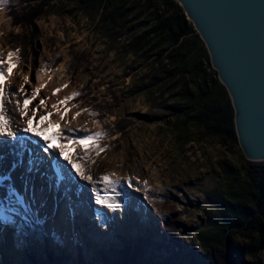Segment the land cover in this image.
<instances>
[{
    "label": "rangeland",
    "instance_id": "obj_1",
    "mask_svg": "<svg viewBox=\"0 0 264 264\" xmlns=\"http://www.w3.org/2000/svg\"><path fill=\"white\" fill-rule=\"evenodd\" d=\"M12 1L0 7V57L6 60L8 52L17 49L20 57L7 81L11 83L9 89L20 87L13 82L26 73L31 79L33 72L36 82L35 75L41 66L47 69L42 75L56 79V72L63 66L60 80L61 85L67 84V87L58 94L60 100L74 91L79 92L80 95L67 106L74 114L87 108L98 115L82 112L73 123L71 117L61 121L56 114L54 120L60 121V128L65 130L87 128L92 133H107L99 141L101 146H107L106 151L99 156L92 153L94 164L88 160L81 163L94 179L110 173L123 178L117 186L120 193L117 197L124 204L108 214L97 211L104 216V227L96 219L97 212L88 208L94 214L93 220L87 215L93 221L90 224L94 231L93 236L89 233L91 245L88 248L81 235L84 226L78 230L81 219L76 213L72 216L75 221L69 211L64 221H60L59 214L50 209L44 212L46 217H39L42 229L35 226L32 237L19 242L17 225L37 216L27 214L21 201L9 207L6 197L1 198L2 213L11 219L0 224L3 229L0 264H28L29 252L37 258L38 264H107L123 257L130 263L155 264L184 253H192L197 260L208 256L214 264L216 260L222 264L224 256L229 257L233 251L217 248L215 256L210 251L205 253L197 237L201 230L215 232L213 220L222 216V207L213 202V194L219 191L218 181L222 178L221 165L229 164L254 176L264 163L246 162L236 143L222 141L208 132H198L193 125H189L188 140L179 139L174 128L177 117L169 107L179 104V87L183 84L172 86L173 82L157 75L161 69L156 59L132 53L128 46L132 36L121 26H106L100 23L98 16L92 19L76 13L75 0H38L45 5L41 17L32 27L15 26L9 11L21 5L19 0ZM16 16L19 19V15ZM35 84L27 86V90L31 92ZM46 104L47 111H53V104L47 99ZM84 134L80 131V135ZM38 151L47 155L40 148ZM31 156L42 161L37 155ZM41 161L37 172L31 176V198L32 201L40 198L45 206L53 208L51 188L39 175L43 169ZM59 162L65 168L62 172L67 182L71 183L72 198L68 196V199L79 202L81 194H85L89 201H95L93 190L95 187L101 190L103 185L92 186L80 180L69 173L67 162L62 159ZM128 177L135 178L133 185L139 188L136 193L140 201L136 209L131 206L133 191L127 188ZM143 181H147V186ZM19 182L26 183L24 176H19ZM121 213H125V217ZM167 223L172 230L165 227ZM48 228L51 231H47ZM232 230L226 231L230 247L242 242ZM233 264H264V252L253 258L238 256Z\"/></svg>",
    "mask_w": 264,
    "mask_h": 264
},
{
    "label": "trees",
    "instance_id": "obj_2",
    "mask_svg": "<svg viewBox=\"0 0 264 264\" xmlns=\"http://www.w3.org/2000/svg\"><path fill=\"white\" fill-rule=\"evenodd\" d=\"M19 1L20 8L12 6L17 10L9 11L12 24L32 27L44 13L45 5L38 0ZM75 3L76 13L92 19L98 16L100 23L106 26H121L132 36L128 44L132 53L156 59L161 69L157 75L173 82L172 86L183 84L179 87V104L169 107L177 117L174 128L179 139L188 140L189 125H193L198 132H208L222 141L237 144L227 92L218 82L202 42L178 4L172 0H75ZM221 168L219 191L213 194V202L222 207V216L213 220L215 232L201 230L197 237L205 253L210 251L215 256L217 248L233 251L221 260L222 264H233L238 256L253 258L264 252V164L254 176L229 164ZM37 227L42 229V223ZM165 227L172 230L169 223ZM230 229L242 239L233 247L226 235ZM35 232L31 225L25 228L27 239ZM123 259L107 264H150ZM197 259L192 253H184L169 257L163 264H214L208 256ZM27 261L38 264L30 252ZM216 261L220 264V260Z\"/></svg>",
    "mask_w": 264,
    "mask_h": 264
},
{
    "label": "water",
    "instance_id": "obj_3",
    "mask_svg": "<svg viewBox=\"0 0 264 264\" xmlns=\"http://www.w3.org/2000/svg\"><path fill=\"white\" fill-rule=\"evenodd\" d=\"M202 42L248 163H264V0H172Z\"/></svg>",
    "mask_w": 264,
    "mask_h": 264
},
{
    "label": "snow or ice",
    "instance_id": "obj_4",
    "mask_svg": "<svg viewBox=\"0 0 264 264\" xmlns=\"http://www.w3.org/2000/svg\"><path fill=\"white\" fill-rule=\"evenodd\" d=\"M8 0H0V7L6 5ZM19 49L15 52H8L6 60L0 57V138L3 141L0 142H14L18 148L21 150L24 148V142L26 140V135L31 134V136L38 138L43 141L42 151L48 153L49 150H53L57 153V160H63L67 162L70 166L69 173H74L82 181H87L93 185L102 184L103 188L99 192L94 191V199L97 205L105 206L107 209L116 211L122 208L124 201L114 195H108L109 192L115 193L117 191V186L121 185L122 179L116 177L115 173L104 174L98 180L94 179L90 175L84 165L81 163L83 160H88L90 163L94 164L95 159L92 157V153L99 156L102 152L106 151L107 146H101L99 141L107 135L106 132L99 131L92 133L87 128L77 129V128H67L62 129L59 127L60 121L51 119L52 116L59 114L60 120H64V116L71 109L67 107L70 101H73L76 97L80 95L79 92H72L70 95L65 96L62 100L53 104L51 107L53 111H47L46 98H40L39 103H33L37 100L39 93L44 84L35 88L29 92L24 85H21L19 89L14 90L9 93V85L6 83L10 80L13 73V69L16 68L20 62V57L18 55ZM15 57V59H13ZM7 64L5 70L4 65ZM42 71H47L46 68ZM24 84L30 83L29 77L24 76ZM51 79V77H49ZM67 84L62 85L60 88L53 90V95L59 93L62 88H66ZM23 94V99L16 100V110L19 113L20 118L23 120L25 126L20 128L19 125L9 116L8 109L5 107V102L10 99V96ZM63 106V107H62ZM76 107V105H73ZM82 112H88L91 116H96L98 113L93 112L90 109L84 108L76 112L72 119L80 116ZM70 123V121H66ZM94 123H99V121H94ZM83 131L84 135H76V133ZM81 148L84 155L80 152L75 151L76 148ZM34 155V154H33ZM40 166L39 158H33L30 160L25 173H24V184L25 187H29L32 190L31 176L37 172ZM15 167V165H13ZM55 184L57 187L62 185L65 180V176L59 165L55 168ZM9 177L0 176V181H7ZM133 177H128L126 184L127 188L132 189ZM137 183H140L137 181ZM143 184L147 186V181H143ZM139 191V188L135 189ZM16 194V190L13 188V195ZM127 195V193H125ZM0 219L5 221H10V217L0 216ZM96 219L101 224V226H106V221L104 216L100 213H96ZM29 221H31V226H39V217H29L28 219L22 221L17 225L18 241L23 243L27 237L24 234L26 227H29Z\"/></svg>",
    "mask_w": 264,
    "mask_h": 264
},
{
    "label": "bare ground",
    "instance_id": "obj_5",
    "mask_svg": "<svg viewBox=\"0 0 264 264\" xmlns=\"http://www.w3.org/2000/svg\"><path fill=\"white\" fill-rule=\"evenodd\" d=\"M1 40V38H0ZM0 53H1V47H0ZM2 57V56H1ZM63 66L59 68V70L56 72V79L52 78L49 79V76H44L41 73H43L42 69H44L43 66L40 67V71L36 73V82L33 80V72H31V79H30V74L26 73L25 75L21 76V79L17 82H13L17 85H24L25 88L27 89V86H36L34 87L37 88L41 84H44L45 87H43L39 93V96L37 97V100L34 101L33 103H39L40 98H46L48 102L55 104L57 103L61 98L57 93L56 95H53V90L56 88L61 87L63 82H61V74L64 72L63 71ZM6 70V69H5ZM24 76H28L30 83L24 84ZM7 83V82H6ZM10 85L11 83H7ZM20 87L17 88H12L10 87L9 93L19 89ZM33 89V90H34ZM65 89V88H63ZM62 92V91H61ZM17 99H23V94H17L10 96V99L5 102V107L8 109V114L9 116L15 121L17 125H19L20 128H23L25 126L23 120L20 118L18 111L16 110V100ZM67 106V105H66ZM63 107V106H62ZM69 107V106H67ZM70 108V107H69ZM74 115V111L70 110L68 113L65 114L64 118H70L72 119ZM51 119L54 120V116L51 117ZM77 117L73 119V123L77 122ZM60 127V126H59ZM26 135V140L24 142V148L21 150L20 148L17 147V145L14 142L8 141V142H0V176H7L9 179L7 181H0V216H5L2 213V209L4 208L2 206L1 198L7 199L6 202L9 203V207H14L17 203L20 201L23 203V207L25 209V212L33 214L37 217L44 218L46 217L45 211L47 209H50V211L57 212L60 217V221H64V215H67V211L70 213V217L72 218V221L74 220V213H76V216L81 219L78 230L79 228L83 230L85 233H81L82 239L85 240V246L88 247L91 245V241L89 238L90 232L92 236L94 235L93 228L90 224L89 219H87V215L89 218H92L94 214H91L88 208L92 207V210L94 212L97 211H104L106 214L110 212L109 209H107L105 206L102 205H97L94 200L89 201L85 194H81V191L78 194H81V199H79V202L70 200L68 199V193H69V188L71 186L70 182H67V177L65 180L62 182V185L57 187L55 184V168L57 165L61 167V170H65V168L61 165L59 160L56 159L57 153L53 150H49L47 155H43V153L38 151V148L42 149L43 147V141L39 140L36 137L31 136V134H22ZM76 135H80V132L76 133ZM0 141H3V138H0ZM8 149V150H7ZM7 150V151H4ZM4 151V152H3ZM38 151V152H37ZM75 151H78L80 153H83V150L81 148H76ZM40 153V154H39ZM9 154V155H8ZM37 155L36 157L42 158V172H39V175H42L44 182L47 183V186L50 187L51 189V196L54 200V206L53 208H49V206H45L42 200L40 198L35 199V201H32L33 199L31 198L32 195V190L30 191L29 187H25L24 184L19 182V176H24L25 170L32 159L31 155ZM8 157H12L10 161L8 160ZM31 157V159H30ZM6 159V160H5ZM13 161V162H12ZM6 162V163H5ZM8 162V163H7ZM15 165V167H13ZM9 167H11L9 169ZM47 167V168H46ZM44 172V173H43ZM42 173V174H41ZM65 174H67L65 172ZM92 186H94L92 184ZM13 188L16 190V194L13 195ZM96 188V187H95ZM93 191L99 192L100 190L96 188ZM136 187L134 186L133 189H131L133 194L131 195V206L136 208H139V197L137 195V191L135 190ZM72 192V191H71ZM117 191L115 194L109 192L108 195H114L117 197ZM119 194V193H118ZM90 204H88V203ZM92 203V204H91ZM90 205V206H89ZM10 209V208H9ZM56 210V211H55ZM125 213H121L123 217ZM127 214V213H126ZM92 215V216H91ZM73 216V217H72ZM48 217V216H47ZM78 219V220H79ZM5 220L0 219V224ZM59 221V222H60ZM84 222V225L81 224V222ZM55 225L54 223H51V226ZM101 226V224H100ZM102 227V226H101ZM104 227V226H103ZM47 231H51V229L48 228ZM0 233L1 235L3 234V229L0 226ZM81 237V236H80ZM91 239V238H90ZM101 238L97 239L100 240ZM93 240V239H92ZM87 241V242H86ZM89 248V247H88ZM139 255V254H138ZM163 264V263H162Z\"/></svg>",
    "mask_w": 264,
    "mask_h": 264
}]
</instances>
